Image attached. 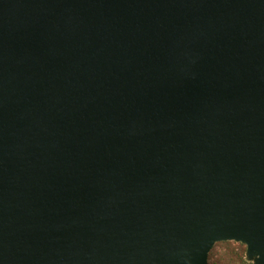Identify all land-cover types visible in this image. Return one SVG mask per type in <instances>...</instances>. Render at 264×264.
Listing matches in <instances>:
<instances>
[{
  "label": "water",
  "instance_id": "water-1",
  "mask_svg": "<svg viewBox=\"0 0 264 264\" xmlns=\"http://www.w3.org/2000/svg\"><path fill=\"white\" fill-rule=\"evenodd\" d=\"M264 264V0H0V264Z\"/></svg>",
  "mask_w": 264,
  "mask_h": 264
},
{
  "label": "rangeland",
  "instance_id": "rangeland-1",
  "mask_svg": "<svg viewBox=\"0 0 264 264\" xmlns=\"http://www.w3.org/2000/svg\"><path fill=\"white\" fill-rule=\"evenodd\" d=\"M208 264H259V254L241 240H218L208 253Z\"/></svg>",
  "mask_w": 264,
  "mask_h": 264
}]
</instances>
